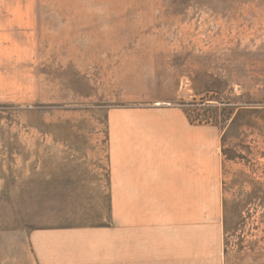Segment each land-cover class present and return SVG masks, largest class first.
<instances>
[{
	"label": "rangeland",
	"instance_id": "374dc122",
	"mask_svg": "<svg viewBox=\"0 0 264 264\" xmlns=\"http://www.w3.org/2000/svg\"><path fill=\"white\" fill-rule=\"evenodd\" d=\"M0 264H264V0H0Z\"/></svg>",
	"mask_w": 264,
	"mask_h": 264
},
{
	"label": "trees",
	"instance_id": "16d2710c",
	"mask_svg": "<svg viewBox=\"0 0 264 264\" xmlns=\"http://www.w3.org/2000/svg\"><path fill=\"white\" fill-rule=\"evenodd\" d=\"M186 105H187V104H185V103L183 104V109L185 110V113H186V115H187L189 121L193 122V119H192V117L190 116V112H189L188 108H186Z\"/></svg>",
	"mask_w": 264,
	"mask_h": 264
},
{
	"label": "crops",
	"instance_id": "0c3cea01",
	"mask_svg": "<svg viewBox=\"0 0 264 264\" xmlns=\"http://www.w3.org/2000/svg\"><path fill=\"white\" fill-rule=\"evenodd\" d=\"M11 15H12V14H10V15L8 16L7 13L5 14V16H8V18H9L10 20H14V19H13V16H11ZM8 18H7V19H8Z\"/></svg>",
	"mask_w": 264,
	"mask_h": 264
}]
</instances>
